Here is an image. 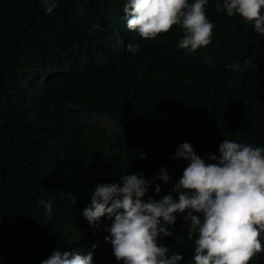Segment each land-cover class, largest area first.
I'll list each match as a JSON object with an SVG mask.
<instances>
[{
  "label": "trees",
  "instance_id": "obj_1",
  "mask_svg": "<svg viewBox=\"0 0 264 264\" xmlns=\"http://www.w3.org/2000/svg\"><path fill=\"white\" fill-rule=\"evenodd\" d=\"M125 3L56 0L46 13L41 0H0V202L10 205L29 187L41 191L34 221L0 219V264H41L54 250L76 246L92 252L94 264H111V219L85 225L73 239L67 232L97 183L120 182L124 174L151 180L164 168L170 180H155L144 197L159 200L188 163L172 159L179 144L190 142L206 163H214L208 154L219 155L223 139L264 147V35L254 24L218 13L209 0L212 41L190 52L177 46L179 26L147 40L129 30ZM126 43L139 50L130 52ZM232 64L247 70L226 67ZM92 114L113 123L95 124ZM54 144L73 161L74 187L65 191L55 181L63 166L47 157ZM40 201L51 202V214ZM185 214L166 225L172 236L157 240L169 255L182 254L178 264H195L196 236L188 239ZM249 264H264V251Z\"/></svg>",
  "mask_w": 264,
  "mask_h": 264
},
{
  "label": "clouds",
  "instance_id": "obj_2",
  "mask_svg": "<svg viewBox=\"0 0 264 264\" xmlns=\"http://www.w3.org/2000/svg\"><path fill=\"white\" fill-rule=\"evenodd\" d=\"M41 3L46 13L56 7V0H41ZM208 3L209 0H192L191 3L189 0H126L123 12L128 17V29L145 40L155 39L173 26H179L183 36L177 46L195 52L212 41L215 26L206 15ZM215 8L229 17L239 15L253 23L258 34L264 35V0H215ZM124 26H119V35L125 40L128 32ZM127 43L130 52L139 50V44ZM243 63L247 66L250 61L246 59ZM226 67L232 71L247 70L241 69L239 64ZM91 119L107 128L113 123L104 115L92 114ZM64 148L59 144L50 146L47 157L63 166L59 169L60 180L55 181L65 191L74 187L75 178L70 175L72 172L68 173L73 161L67 158ZM61 149L64 150L61 152ZM218 151L219 155L208 154V160L214 163H206L190 142L179 144L172 159L182 158L188 163L170 192L159 200L144 197L155 180H170L164 168L151 180L140 174H124L120 182L97 183L91 192L90 204L82 210L80 206L84 205L80 203L72 213V225L67 232L73 239L81 235L82 227H94L105 217L112 221L106 226L115 257L111 264L116 260L122 264H178L183 259L182 254L169 255V248L158 243L157 238L172 236L166 225H174L176 216L186 213L183 219L189 224L187 237L191 240L194 234L196 236L195 264H249L257 253L264 251L260 241L264 233V147L223 139ZM154 191H161L159 184ZM40 192L39 188L29 187V191L17 194L12 199V202L16 199V209L12 202L10 205L0 202V219L9 224L34 221L33 215L37 213L34 198ZM172 192L177 194V199ZM40 204L51 214V202L40 201ZM6 227L9 229V225ZM75 250L81 247H70L63 252L54 250L41 264H94L92 252L82 254Z\"/></svg>",
  "mask_w": 264,
  "mask_h": 264
}]
</instances>
